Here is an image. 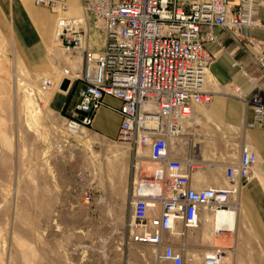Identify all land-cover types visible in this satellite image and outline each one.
Listing matches in <instances>:
<instances>
[{
    "label": "built area",
    "instance_id": "2783aa9c",
    "mask_svg": "<svg viewBox=\"0 0 264 264\" xmlns=\"http://www.w3.org/2000/svg\"><path fill=\"white\" fill-rule=\"evenodd\" d=\"M33 1L56 13L59 43L70 59L81 54L80 65L64 66L60 79L68 77L66 92L72 88L76 92V101L64 116L66 123L88 128L97 111L107 106L120 116L116 140L138 148L132 157L139 176L132 179L127 194L129 241L152 246L157 264H221L222 246L194 251L195 256L185 238L205 220V211L236 209L239 190L252 176L258 157L252 144L244 143L238 150L229 145L228 152L213 148L211 157L202 158L195 141L198 131L187 123L194 107L213 97L205 86L208 64L216 55L205 46L216 40L211 27L223 25L241 39L242 27L258 23V1L80 0L79 15L66 13L67 0ZM91 19L103 34L99 49L89 43ZM247 40L255 42L252 37ZM255 64L264 74L262 46ZM242 73L253 81L245 68ZM232 92L253 110L247 125H261L264 90L258 86L247 96L233 85ZM106 96L119 104L107 103ZM208 136L214 134L208 131L204 138ZM137 152L141 157L144 152L150 162L147 174L134 159ZM209 164L222 168L221 181L194 185V170L203 171ZM221 222L217 232L227 229ZM174 236L182 240L175 241Z\"/></svg>",
    "mask_w": 264,
    "mask_h": 264
},
{
    "label": "rangeland",
    "instance_id": "374dc122",
    "mask_svg": "<svg viewBox=\"0 0 264 264\" xmlns=\"http://www.w3.org/2000/svg\"><path fill=\"white\" fill-rule=\"evenodd\" d=\"M22 2L27 16L16 11L18 29L20 23L29 31L30 23L48 46L54 40L53 10L36 8L32 0ZM38 11L49 14L51 20L39 21L33 14ZM80 12L81 8L66 10L67 14ZM12 25V17L0 6V264H157L152 246L129 241L126 228L130 214L127 194L132 179L139 176L132 153L138 148L92 126L84 141L73 136L64 116L74 89H56L62 68L70 62L69 52L63 49L52 55L54 60L48 57L44 63L34 62L22 51V41ZM93 26L91 19L92 37L101 40ZM28 100L37 110L36 116ZM102 120L99 116L94 125ZM217 130L210 133L219 139L222 130ZM235 135L234 142L241 145L240 128ZM228 148L221 149L228 152ZM136 156L139 168L147 174L150 162L144 152L141 159ZM213 170H217L215 182L221 181L222 168ZM186 238L189 253H200L192 243L208 236L204 239L201 229V233L189 232ZM172 239L182 240L178 236ZM243 243L237 263L260 264L252 241L244 238Z\"/></svg>",
    "mask_w": 264,
    "mask_h": 264
},
{
    "label": "crops",
    "instance_id": "0c3cea01",
    "mask_svg": "<svg viewBox=\"0 0 264 264\" xmlns=\"http://www.w3.org/2000/svg\"><path fill=\"white\" fill-rule=\"evenodd\" d=\"M29 1L31 2V0ZM257 1L256 16L258 23L254 26L242 27L241 39L234 37L223 25L215 24L211 27L216 40L206 42L205 46L216 54L214 59L208 64V73L212 81L207 83V88L213 91L214 96L207 106L196 105L191 120L187 123L188 127L194 126L198 131L195 141L197 142V150L201 152L202 158H205V154L209 153L215 145L218 150L222 151L224 149L221 148L224 145L229 146L233 144L234 147L238 146L239 148L240 145L234 142L238 128L241 129L242 133L241 145L250 143L257 153L258 160L253 169L252 176L239 190L238 212L234 228L216 232L211 239H199V241L192 243V245L202 250V252L212 250L215 245L222 246L225 251L223 264H238L236 259L238 254L243 253L244 238H249L252 241L260 258V264H264V122L258 126L247 125L253 119V110L251 106L244 104L241 99L233 96L231 93L233 85L240 86L247 96L253 95L258 86L264 90V74L255 64L257 50L260 46L264 48V0ZM32 5L36 8L42 7L35 4L33 0ZM0 6L12 17L13 31L16 37L22 41L20 45L22 51L34 62L44 63L48 60V47L37 28L29 23L30 29L29 31H25L19 23V28L22 31L18 29L16 11L20 10L23 16H27L25 15L22 0H0ZM33 14L36 15L35 17H40L38 20L43 21V23L51 20L49 14L44 11H38ZM25 18L24 20H27V17ZM23 22L21 20V24ZM89 32L90 46L97 48V45L91 39V28ZM248 37H252L255 42L251 43L248 41ZM242 68H245L249 72V76L253 78V81L242 73ZM74 101H76L75 91L72 103ZM105 101L112 105L119 104V101L112 96H106ZM71 105L67 108V112H69ZM99 110L94 117L92 127L104 134L115 135L120 121L119 114L107 106H103ZM99 116L104 118V120L98 125H94L99 120ZM114 118L118 119L117 123L111 126L110 122ZM216 127L222 130L221 138L218 139L217 136H208L212 140H209L208 137L204 138L211 129L218 132ZM95 133L97 134L96 130ZM208 167L209 170L206 171ZM213 167L218 166L209 164L200 173L205 178L204 184L218 183L213 178L214 176L217 177V170H213ZM204 222L203 220L201 225L195 230L201 233ZM189 244L187 239L186 245ZM245 264H257V261H253L252 263L246 262Z\"/></svg>",
    "mask_w": 264,
    "mask_h": 264
},
{
    "label": "bare ground",
    "instance_id": "6f19581e",
    "mask_svg": "<svg viewBox=\"0 0 264 264\" xmlns=\"http://www.w3.org/2000/svg\"><path fill=\"white\" fill-rule=\"evenodd\" d=\"M67 3H68V8H71V9H79L81 8V12H82V6H79V0H67ZM36 6V5H35ZM81 12L79 14H81ZM53 13H55L53 11ZM51 13V18L53 20V24H54V19L56 17V14H53ZM77 14V15H79ZM74 15V14H73ZM91 28V27H90ZM53 29V28H52ZM93 29H95L96 31H99L100 34H101V40H97L96 38L92 37V33H91V39L93 41V43L95 45H97V48H94V49H99L102 47L103 45V34L101 32V30H99L97 27H94L93 26ZM94 31V30H93ZM90 33V32H89ZM53 38L54 40H52V42H50V44L47 46L48 47V51H49V57L51 58V60H54L55 57H53L52 55H57V54H61V52L63 51V47L60 46V43H59V38L57 36V32H56V29H55V24H54V33H53ZM61 51V52H60ZM67 53V52H66ZM70 62L68 63V66H70L72 69L75 68V67H78L80 65V61H81V54H80V51L78 53H76L74 55V57H72L71 59H69ZM63 76V68H62V73L60 75V78L58 79L57 83H56V89L57 91H63L65 92L66 90L65 89H61L58 85L61 77ZM211 82L212 79L209 75V73L207 72V76H206V84L205 86L207 87V83L208 82ZM29 101V105L31 107V112H32V115H35L36 116V113H37V110L34 108L31 100H28ZM209 104L206 103V104H199V105H202V106H207ZM194 110V109H193ZM94 122V121H93ZM66 128L67 130H69L70 133L73 134V136H76L78 137L80 140L84 141L88 135L87 133L89 132V128H86L85 126H78V127H71L69 126L68 124H66ZM71 135V134H70ZM201 141V140H200ZM138 153V152H137ZM140 155L139 153L137 154L136 158L138 159H141L139 158ZM134 159H135V156H134ZM137 160V159H136ZM137 163V162H136ZM205 169V168H204ZM204 171V170H203ZM201 169H195L194 172H193V178H192V183L194 185H202L204 184L203 181L199 178L198 175H200L201 172H203ZM209 184H215V183H209ZM237 212H238V201H237V205H236V209L232 210V211H228V210H222V211H218L217 213H212V212H209V211H205L203 213V217H204V225H203V233H204V239L206 238V236H208V238H212V236L214 234H216L217 230L222 227V222L221 220H224L225 223H226V226H223V227H226L227 229H233L234 228V224H235V218H236V215H237ZM211 225V226H210ZM178 226V225H177ZM210 227V228H209ZM207 238V239H208ZM212 246V245H211ZM154 254H155V251H153ZM196 252V251H195ZM194 252V255L196 256V253ZM206 252H209L208 250H206ZM24 250L21 251V256L24 258L25 255H24ZM198 253V252H197ZM155 257H156V254H155ZM224 258H225V255H224ZM224 258H223V261L221 264H223L224 262Z\"/></svg>",
    "mask_w": 264,
    "mask_h": 264
},
{
    "label": "water",
    "instance_id": "95a60500",
    "mask_svg": "<svg viewBox=\"0 0 264 264\" xmlns=\"http://www.w3.org/2000/svg\"><path fill=\"white\" fill-rule=\"evenodd\" d=\"M69 85V78L68 77H63L62 80L59 83V87L61 89H67Z\"/></svg>",
    "mask_w": 264,
    "mask_h": 264
}]
</instances>
